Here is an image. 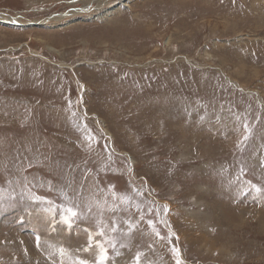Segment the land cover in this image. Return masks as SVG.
<instances>
[{
  "label": "rangeland",
  "instance_id": "obj_1",
  "mask_svg": "<svg viewBox=\"0 0 264 264\" xmlns=\"http://www.w3.org/2000/svg\"><path fill=\"white\" fill-rule=\"evenodd\" d=\"M96 240L264 264V0H0V264Z\"/></svg>",
  "mask_w": 264,
  "mask_h": 264
},
{
  "label": "snow or ice",
  "instance_id": "obj_2",
  "mask_svg": "<svg viewBox=\"0 0 264 264\" xmlns=\"http://www.w3.org/2000/svg\"><path fill=\"white\" fill-rule=\"evenodd\" d=\"M245 139H247V137H245ZM257 191H259V189H257ZM165 211H167V205L164 206ZM45 211H50V210H45ZM78 215V213L76 211H74L71 207L64 209L61 213V222L66 224L69 228H71L72 226V221L73 218H75ZM149 224H152V221H148ZM115 231V229H113ZM97 235L99 236H103L104 232L103 230L99 231L97 233ZM156 235L159 236V232H156ZM37 240H39V237H37ZM92 240L93 237L89 236V247L85 249V251H88L90 248L93 247L92 244ZM113 247H115V245H112ZM95 247L99 250L98 251V258L95 262V264H107L108 260H109V256H108V250L107 248L104 247L103 243H101L99 240L95 241ZM61 253H63V249L60 250ZM177 252V255L179 253V250L176 249L175 250ZM140 261V254L137 253L136 256V264H139ZM78 264H89V262L87 260H79ZM176 264H181V261L179 259H177Z\"/></svg>",
  "mask_w": 264,
  "mask_h": 264
},
{
  "label": "bare ground",
  "instance_id": "obj_3",
  "mask_svg": "<svg viewBox=\"0 0 264 264\" xmlns=\"http://www.w3.org/2000/svg\"><path fill=\"white\" fill-rule=\"evenodd\" d=\"M97 2H99V3H101L102 5L103 4H106V2L107 1H109V0H96ZM115 5H119V4H115ZM117 6H114V7H117ZM85 9V8H84ZM104 11V12H103ZM102 12L103 13H101L100 15H101V17H103V16H106V15H108L111 11H112V7L110 8V7H107L106 9H104ZM76 14V13H75Z\"/></svg>",
  "mask_w": 264,
  "mask_h": 264
}]
</instances>
